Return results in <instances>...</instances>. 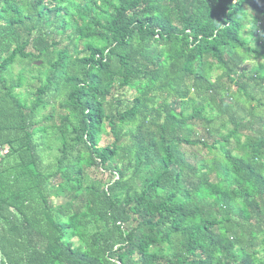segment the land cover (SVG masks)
Instances as JSON below:
<instances>
[{"label": "trees", "instance_id": "1", "mask_svg": "<svg viewBox=\"0 0 264 264\" xmlns=\"http://www.w3.org/2000/svg\"><path fill=\"white\" fill-rule=\"evenodd\" d=\"M263 91L264 0H0V264H264Z\"/></svg>", "mask_w": 264, "mask_h": 264}, {"label": "rangeland", "instance_id": "2", "mask_svg": "<svg viewBox=\"0 0 264 264\" xmlns=\"http://www.w3.org/2000/svg\"><path fill=\"white\" fill-rule=\"evenodd\" d=\"M247 27H249V25H247ZM244 34L250 38V46L251 47H255L257 42H260V40L263 38V34H261V33L257 34L254 31H252L250 33H247L245 31ZM261 62H263V58H257V59H254V60L244 61L243 65H242V68L243 69L244 68H253V67L259 66ZM20 69H21V64L15 65L13 73L16 74ZM217 74H220V73L217 72ZM258 90L259 89L257 88L255 91H258ZM260 96H264V91L262 93H260ZM250 104L251 105H255L256 102L255 101H250ZM244 105L249 107V103H247V102L246 103L244 102ZM212 115L216 116V113L214 112ZM216 118L217 119L215 120L214 125L216 127H219L220 126V122H221V120L219 119L220 116L217 115ZM221 119H223V118H221ZM221 131H223V130H221ZM223 132H225V131H223ZM50 152H56V149H52V150H50ZM203 153H206V152H203ZM233 153L238 155V156H245L248 153H250L249 152V144L247 143V139H246L245 136H241L240 137V143L239 144H234L233 143ZM95 176L96 177H101L102 175L96 170ZM103 176L108 178L107 174H104ZM65 238H66V240L72 242L75 247L81 245V242L75 236V233H74L73 230H66Z\"/></svg>", "mask_w": 264, "mask_h": 264}, {"label": "built area", "instance_id": "3", "mask_svg": "<svg viewBox=\"0 0 264 264\" xmlns=\"http://www.w3.org/2000/svg\"><path fill=\"white\" fill-rule=\"evenodd\" d=\"M6 152H7L6 149H2V150H0V154H5Z\"/></svg>", "mask_w": 264, "mask_h": 264}]
</instances>
